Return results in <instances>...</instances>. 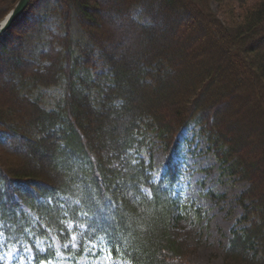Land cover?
<instances>
[{
	"label": "trees",
	"instance_id": "16d2710c",
	"mask_svg": "<svg viewBox=\"0 0 264 264\" xmlns=\"http://www.w3.org/2000/svg\"><path fill=\"white\" fill-rule=\"evenodd\" d=\"M17 1L0 0V21ZM43 5L59 25L32 56L20 40ZM41 88L60 90L50 109ZM191 126L248 184L225 264H264V0H32L0 37V261L80 264L111 249L121 264H195L180 234L202 219L182 187Z\"/></svg>",
	"mask_w": 264,
	"mask_h": 264
},
{
	"label": "rangeland",
	"instance_id": "374dc122",
	"mask_svg": "<svg viewBox=\"0 0 264 264\" xmlns=\"http://www.w3.org/2000/svg\"><path fill=\"white\" fill-rule=\"evenodd\" d=\"M8 4H4L6 8ZM216 8L217 4L213 3L212 10L216 11ZM135 11L138 15V10ZM172 17L174 16L172 15ZM172 17H169L166 23L168 27L171 26L170 32L174 29ZM142 22L144 23L146 20L143 19ZM58 25L59 18L53 6L43 5L34 16V24L30 29H26L25 35L20 40L24 52L30 53L32 56L37 55L40 50L46 47L49 29L55 30ZM23 29L25 30L24 27ZM73 29L75 30L74 47L77 54H80L84 51L81 47H88V40L78 24L74 23ZM195 32L197 35H202L198 27L195 28ZM207 51L210 55H214L215 46H209ZM106 72L107 70L100 63L97 70H94L92 74L94 79H98ZM107 82V77L102 76L100 88ZM38 95L43 100V106L50 109L54 100L60 97V90L41 88L36 91L35 97ZM182 157L185 161L184 168L186 170L182 180L184 197L201 208L202 216L201 221L194 220L191 227L182 228L184 233H180L181 237L187 238L185 240V256L195 264H225V250L232 239L233 231L245 227L243 223H239L243 216V209L238 203V198L248 188V184L231 175L224 165L221 166L215 151L197 126H191L184 131ZM163 161L164 153L157 145L154 151V162L157 170L161 168ZM156 176L158 177V175ZM259 247L257 249L258 254L264 255V246ZM54 248L60 250L58 241H55ZM18 258L19 253L17 251L9 250L4 255V260L0 262H3L2 264H16ZM107 260L109 259L102 255L91 259L81 258L79 263L106 264ZM21 264L24 262L22 261ZM59 264L71 263L68 260H63ZM111 264L121 263L114 260L111 261Z\"/></svg>",
	"mask_w": 264,
	"mask_h": 264
},
{
	"label": "water",
	"instance_id": "95a60500",
	"mask_svg": "<svg viewBox=\"0 0 264 264\" xmlns=\"http://www.w3.org/2000/svg\"><path fill=\"white\" fill-rule=\"evenodd\" d=\"M32 0H19L11 13L0 23V36L11 28L13 23L25 12Z\"/></svg>",
	"mask_w": 264,
	"mask_h": 264
},
{
	"label": "snow or ice",
	"instance_id": "6c2138e0",
	"mask_svg": "<svg viewBox=\"0 0 264 264\" xmlns=\"http://www.w3.org/2000/svg\"><path fill=\"white\" fill-rule=\"evenodd\" d=\"M86 215V214H85ZM67 246V245H66ZM101 251L103 252L104 249H101ZM108 257H111L112 256V251L111 249L108 250V253H107ZM106 264H111V260H107L106 261Z\"/></svg>",
	"mask_w": 264,
	"mask_h": 264
}]
</instances>
